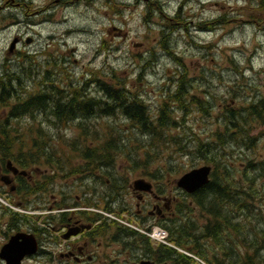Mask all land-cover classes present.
Returning a JSON list of instances; mask_svg holds the SVG:
<instances>
[{
  "label": "rangeland",
  "instance_id": "1",
  "mask_svg": "<svg viewBox=\"0 0 264 264\" xmlns=\"http://www.w3.org/2000/svg\"><path fill=\"white\" fill-rule=\"evenodd\" d=\"M16 2L20 4L15 5ZM24 2L28 3L27 7ZM72 2L0 0V74L8 72L4 73L7 84L3 86L8 90L0 99V122H5L8 132L16 135L14 140H22L26 147L32 140H52L51 144L62 157L65 174L71 168H85L78 150L82 148V133L89 132V126L93 127L91 132L96 137L89 144L95 149L111 144L110 140L103 139L111 136V130L121 134L125 130V140H113L117 144L115 149H119L108 153L109 159L113 160L109 164L99 160L102 167L131 169L139 166L159 170L160 174H165L168 183L174 180L172 195H176L182 211L186 205L191 209V221L195 225L208 223L207 217H214L206 209L209 196L202 199L200 207L196 205L200 194L196 198L186 196L183 200L175 180L192 167L209 164V157L204 152L207 146L200 143L212 141L207 139H214L217 130L224 131L221 120L216 119L219 109H239L244 105V98L264 95V0ZM154 3L163 16L172 20L171 29L163 35L160 33L162 28L165 30L161 17L148 11ZM176 8H180V19L186 23V29L181 30L180 20L173 17ZM215 19L218 20L213 24L205 25L207 20ZM15 37L17 42L18 38L21 41L9 51ZM48 78L52 81L47 84L60 78L58 83L63 88H68L72 82L74 88L93 89L95 93L89 92V95L97 96L101 102L94 106L92 117L77 125L71 122L66 127L63 123L58 126L49 123L46 118L54 121V116L38 111L31 118L23 114L20 118L8 115V102L17 101V96L24 99L30 90L39 88L41 80ZM107 85L141 99L148 109V120L158 118L161 102L168 95L165 94L180 86L198 94L199 98L205 93L214 97H209V114L208 109L200 108V105H206L202 101L182 108L179 103H172V119L167 123L170 129L165 131L163 139L162 136L155 139L152 135L139 137L127 130L134 125L120 114L118 107L114 108L115 102L105 96L100 98V89ZM47 89L50 91L49 87ZM105 107L114 110L113 115L98 113ZM49 109L51 104L45 108ZM246 129L248 137L240 135V149L237 144H234L235 148L230 146L233 152L227 156L226 164L231 171L229 177L235 176L238 182L231 187L230 195L238 201L240 190L248 191L252 203L250 218H239L237 207L231 216L229 204L218 205L224 218L221 232L217 239L208 236L200 241L203 252L196 253L205 264H216V260L218 264L235 261L239 264L248 256L253 258V264H264V125L247 120ZM219 148L217 143L213 152L219 153ZM215 175L219 179L223 171L218 169ZM231 183H234L233 179ZM0 200L4 201H0L1 206L8 207L5 201L9 202V199L1 195ZM255 206H258L256 212ZM181 216L186 221V215L181 214L174 220L155 225L166 229L168 234L169 229L182 222ZM197 228L203 232L202 228ZM241 228H246L245 233L247 230L252 232L251 238L244 239L250 243L249 247L240 244H245L239 240ZM192 233L195 234V230ZM232 233L238 239L231 238ZM242 253L245 258L240 257ZM190 264L202 263L193 258Z\"/></svg>",
  "mask_w": 264,
  "mask_h": 264
},
{
  "label": "flooded vegetation",
  "instance_id": "2",
  "mask_svg": "<svg viewBox=\"0 0 264 264\" xmlns=\"http://www.w3.org/2000/svg\"><path fill=\"white\" fill-rule=\"evenodd\" d=\"M23 5L27 7L28 3ZM59 80L48 84L51 78L41 80L39 88L30 90L24 99L15 97L17 101L8 102V115L31 118L38 111L54 116V121L46 118L49 123H63L66 127L87 119L78 116L76 109L87 103L94 112L95 103L101 101L87 92H95L74 88L71 82L63 88ZM110 93L109 85L99 91L100 98L110 99ZM38 102L41 106L33 107ZM48 104L51 109L45 110ZM18 107L22 108L14 112ZM51 142L32 140L26 147L22 140H0V196L9 199L5 201L8 207L0 205V264H6L2 253L9 254L7 245L11 239H15V254H22L19 264L170 263L166 256L160 259L159 244L144 232L160 221L174 220L177 200L172 195L173 181L168 183L165 174L156 169L105 168L94 158L84 159L85 168L69 169L65 174L62 157ZM139 180L148 182L149 188L141 189ZM191 213L190 208L185 209L186 216ZM207 218L208 223L197 226L203 235L217 239L224 219ZM193 226L189 218L188 236ZM26 237L34 242V251H26ZM232 238L238 239L234 233ZM188 242L191 247V237Z\"/></svg>",
  "mask_w": 264,
  "mask_h": 264
},
{
  "label": "trees",
  "instance_id": "3",
  "mask_svg": "<svg viewBox=\"0 0 264 264\" xmlns=\"http://www.w3.org/2000/svg\"><path fill=\"white\" fill-rule=\"evenodd\" d=\"M154 7H150L149 8V12H153L156 14H159V16L162 19V25L165 28V30L162 28L160 30V33L163 35L164 32H168L171 27H172V20L170 22V19L163 16V14H161V10L159 8L158 5H156V3L153 4ZM180 8H176L175 12H174V19L175 20H180V29H186V23H184V21H182L180 19V17H182L180 15ZM214 23L211 22V24ZM209 25V24H207ZM204 28V27H203ZM164 48H166L165 44L163 45ZM231 62H233V60H230ZM4 73H8V72H3L2 74H0V76L3 77L2 80H0V87L2 89V92H0V99H2V96H4L6 94V91L8 90L7 86H3L5 84H7V75ZM2 81V82H1ZM117 90H115L114 88L111 89V93H110V99H112L115 102V106L114 108L118 107L120 114L124 115L125 117H127L131 123L134 125L132 128L127 129L128 131L137 133L139 135V137H141V135H152L153 138H158V136H162L161 138L163 139L164 130H168L170 128H168L167 123L169 121H171L172 117H171V110L174 108L172 107V103L177 105V103L180 104L179 107H183V106H188V105H193V103H199L200 100L199 98L195 97L194 95H191V93L193 92H187V88H184L183 86H180L178 89H176L175 91L166 93L165 95H167L166 97L163 98L162 102H161V109L159 111L158 114V118L156 119V122L153 121H148V117L146 115V108H145V104L143 103V101L141 99H139L138 97L132 98L130 96V94L128 92H121V93H117ZM233 93H235V91L233 90ZM187 95L189 96V99L187 97ZM211 97H213V95H210ZM208 94H205V98L204 101H208V107H211V104L209 103V97ZM185 99V100H184ZM188 99V100H187ZM167 100L169 102H167ZM36 102V101H35ZM6 102L2 103L3 105ZM97 104V103H95ZM41 104L38 103H33V107H40ZM19 108L22 107H18L15 108V111H18ZM200 108L202 110H206V108L202 105H200ZM209 108H208V113H209ZM34 109V108H33ZM32 109V110H33ZM39 109V108H38ZM77 113L79 114L78 116L90 119L92 117L93 112L91 111L90 105L89 104H79L77 107ZM79 110V111H78ZM114 110L111 109H107L105 111H101L98 110V113L105 115L106 113L109 114H113ZM244 113V115L242 114ZM75 116V115H73ZM221 116L223 117V127H224V131L221 133L219 131H217L215 134V138L214 139H207V140H216V141H210V142H201L200 145H206L207 149L204 151L205 153H207L208 155H213V161H214V170H213V175H212V179L214 180L213 182H211L212 184L204 190V192L201 194V196H203V199L206 198L207 196H209L208 201H209V206L206 208L207 210L209 209V211L212 213V215L214 217H221V212H220V207L218 209H214V205H224L226 206L227 204H229L231 207V216L233 215V209H238V213H239V218L245 217L247 219L250 218V214H251V209L250 206L252 205L251 201L249 200V194L247 190H240L239 192V198L238 201L235 200V198L233 196L230 195V190H231V179L234 180V177H229L228 171L231 173L230 171V167L226 164V160H227V156L230 154V151L232 150V148H230L231 145L235 144V141L239 139L240 135L244 138H247V120L249 121H254L257 123L262 122L264 125V95L260 96V94H255L254 96L250 97L249 99L244 98V105L242 107L238 108H225L224 112L221 114ZM91 130H93L92 126H89V132H83L82 133V137H83V141H80L82 143V148L78 150L79 157L81 159H87V160H92V158L96 159V160H101L104 163H108L109 161H112V159H109V154L110 152H113L115 150V152L117 151V149H115V147L117 146V144H115V142H113V140H125V138L123 137L125 130L123 131V133L121 134V132L118 131H114L111 130L110 137L104 136L103 139L105 140H110L111 144L107 143L106 146L105 144L102 145V147H100L99 149H95L92 148L94 146H91L89 143H91V140H95V134L91 132ZM114 134L116 136V138L114 137ZM0 140H9V134H8V130H5L3 128V125L0 123ZM141 140V139H139ZM200 140V139H198ZM240 141V140H239ZM219 144V149L220 152L219 153H214L213 152V148H215L216 144ZM142 145V147H144L147 144H140ZM236 145V144H235ZM148 146V145H147ZM119 150V149H118ZM99 151V152H97ZM101 153H103L101 155ZM101 155V156H100ZM223 160V162H221ZM220 169L221 171H223V175L221 176V178H216V171ZM235 183V181H234ZM232 183V184H234ZM231 196L230 201L227 200V198ZM217 200V201H216ZM202 202V200H200ZM216 201V202H214ZM256 208L254 209V211H257L258 206H255ZM224 219V218H223ZM245 229L246 228H241L240 232L238 234L239 236V240L240 241H244V239L246 238H251L252 236V232L248 231L245 233ZM194 231V230H193ZM170 232V239L178 246L183 247V248H188L187 245V238L188 236V231L186 229V221L184 223V221L178 223V226H176L175 228H171L169 229ZM198 233L195 232L192 233V237L195 236L196 239L198 238ZM258 234V233H257ZM261 235V234H260ZM237 236V235H236ZM238 238V237H237ZM244 243H240L242 246L244 245V247H249L250 243L247 241H244ZM239 245V246H241ZM162 246V245H161ZM168 249L165 250L166 254L162 253V249L160 252V257L162 258L163 256H166L167 258L170 256H167L169 254H171L172 252H174V256L172 257L173 260V264H190L193 261L192 257L187 256L186 254L180 253L176 250H174L173 248L167 247ZM241 258H245V255L242 253L240 255ZM248 258L251 260V262L253 263L254 260L252 257ZM246 257V259L243 260L242 263L239 264H249V260ZM236 263H238V261H235ZM236 263H231V264H236Z\"/></svg>",
  "mask_w": 264,
  "mask_h": 264
},
{
  "label": "water",
  "instance_id": "4",
  "mask_svg": "<svg viewBox=\"0 0 264 264\" xmlns=\"http://www.w3.org/2000/svg\"><path fill=\"white\" fill-rule=\"evenodd\" d=\"M14 46V41L11 44L12 49ZM210 171L209 166H201L199 168H194L186 173H184L178 180H177V185L187 192H193L200 187L204 186L208 182V174ZM141 183V184H140ZM144 184V185H143ZM140 186H144L148 184L145 181H139ZM25 243L27 245V250L28 252L34 251V242L30 239V237H26ZM15 239H11L7 245V248H14L13 246L15 245ZM6 252L2 253L3 258L6 259V264H19V260L22 257V254L20 255H14L12 253L5 254ZM23 253V252H22ZM160 264H167L165 262L160 263Z\"/></svg>",
  "mask_w": 264,
  "mask_h": 264
},
{
  "label": "bare ground",
  "instance_id": "5",
  "mask_svg": "<svg viewBox=\"0 0 264 264\" xmlns=\"http://www.w3.org/2000/svg\"><path fill=\"white\" fill-rule=\"evenodd\" d=\"M71 84H72V82H71ZM76 85H77V84H76ZM79 87H80V86H79ZM89 88H90V87H89ZM71 90H72V89H71ZM92 91H93V89H92ZM92 91H91V92H92ZM88 93H89V92H87V94H88ZM68 94H69V92H68ZM84 94H85V93H84ZM91 94H92V93H91ZM79 95H81V94H79ZM94 96H95V95H94ZM92 98H94V97H92ZM63 99H64V98H63ZM63 99H62V100H63ZM100 100H101V99H100ZM90 101H91V100H90ZM81 102H82V101H81ZM98 102H99V101H98ZM93 109H94V108H93ZM72 117H73V116H72ZM69 120H70V118H69ZM43 123H44V122H43ZM43 125H44V124H43ZM0 137H1V136H0ZM233 219H234V218H233ZM234 222H235V221H234ZM234 222H233V223H234ZM219 228H220V227H219ZM221 235H222V234H221ZM206 238H207V237H206ZM25 244H26V243H25ZM15 245H16V244H15ZM15 245L13 246L14 248H10V247L7 248L8 252H9V253H12V254H14V255H16V254H15V250H14V249H15ZM26 247H27V245H26ZM26 250H27V248H26ZM16 253H17V252H16ZM18 253H19V252H18Z\"/></svg>",
  "mask_w": 264,
  "mask_h": 264
}]
</instances>
